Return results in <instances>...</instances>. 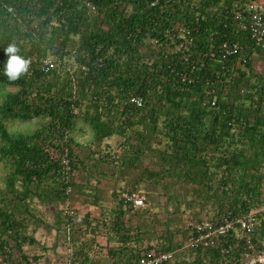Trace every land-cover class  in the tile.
I'll return each mask as SVG.
<instances>
[{
	"label": "trees",
	"instance_id": "trees-1",
	"mask_svg": "<svg viewBox=\"0 0 264 264\" xmlns=\"http://www.w3.org/2000/svg\"><path fill=\"white\" fill-rule=\"evenodd\" d=\"M247 1L0 0V67L12 42L31 60L17 81L0 71V163L10 170L0 188V264H39L25 252L38 243L28 235L38 201L56 207L66 238L90 226L76 205L98 198L103 166L131 176L113 188L118 216L105 225L123 245L135 244L126 252L132 264L149 251L174 252L175 264L184 256L203 264L241 259L246 246L236 232L220 240L227 255L184 248L201 214L222 222L264 206V66L255 63L264 48L243 29L248 19H236ZM224 42L240 43L228 60L219 52ZM52 56L57 68L42 70ZM36 120L41 127L30 134L7 125ZM83 133L101 150L81 157ZM142 189L152 206L127 226L135 208L126 196ZM197 204L190 231L176 230ZM145 217L158 222L155 230ZM258 220L253 241L264 251V214Z\"/></svg>",
	"mask_w": 264,
	"mask_h": 264
},
{
	"label": "crops",
	"instance_id": "crops-1",
	"mask_svg": "<svg viewBox=\"0 0 264 264\" xmlns=\"http://www.w3.org/2000/svg\"><path fill=\"white\" fill-rule=\"evenodd\" d=\"M260 51L262 54L255 55V63L258 62V68L264 66V49ZM104 167H99L104 174L102 176L98 174L102 184H99V189L94 191L98 198L94 200V203L85 202L76 205L81 220L87 219L91 225L79 227L72 235V239L66 238L64 229L57 224L62 216L57 212L54 205L43 204L39 201L33 204L34 210L30 212L35 217L29 223L28 235L38 243L25 247L30 263H34V257L38 256L39 264H132V260L126 252L129 251L127 249H132L135 244L131 242L123 245L116 238L115 228L105 225L111 224L118 216L119 200L113 196V188L118 184L124 185L128 180L130 181L131 176L129 173H119L114 166H109L111 172ZM92 183L95 184V181L93 180ZM108 190L110 191L108 195L101 194ZM84 192L89 193L87 190ZM85 200L88 199L85 198ZM142 210L143 208L134 209V213H127L124 216L127 226L134 224V222L136 225L139 223L140 217L138 215ZM155 212L158 213V210L155 209ZM144 221L150 225L151 230H155L152 228L158 224V222L152 224L153 220L150 217H145ZM112 231L114 235L110 237ZM154 244L152 240L145 238V246H153ZM15 257L18 259L19 256ZM179 261L184 264H203L187 256L179 258ZM206 262L207 260L204 261V264Z\"/></svg>",
	"mask_w": 264,
	"mask_h": 264
},
{
	"label": "built area",
	"instance_id": "built-area-1",
	"mask_svg": "<svg viewBox=\"0 0 264 264\" xmlns=\"http://www.w3.org/2000/svg\"><path fill=\"white\" fill-rule=\"evenodd\" d=\"M248 20H247V19ZM236 19H246L247 23L243 24V29L249 32V35L257 47L264 48V0H248L242 9L237 13ZM240 50V43L224 42L219 52L223 60H228ZM59 65V58H47L42 62V70L51 71ZM182 82L192 83L193 80L187 75L182 76ZM131 103L137 107L143 105L142 99L134 98ZM215 104V103H213ZM73 191L72 186H67L66 194L70 195ZM127 203L131 204L135 209L144 208L146 198L139 193H131L126 196ZM71 203H67V211L74 216V211L69 209ZM264 214V206L251 211L246 216L237 220L225 219L222 222H213L207 219L193 225V232L186 243L184 249L208 251L213 249H221L224 255L229 254V250L221 248L220 240L227 238L233 232L239 233L245 241V250L240 260L225 261L222 263H206V264H264V251L258 250L254 244L253 236L258 225V217ZM176 253L174 252H156L149 251L145 253L137 264H175Z\"/></svg>",
	"mask_w": 264,
	"mask_h": 264
},
{
	"label": "rangeland",
	"instance_id": "rangeland-1",
	"mask_svg": "<svg viewBox=\"0 0 264 264\" xmlns=\"http://www.w3.org/2000/svg\"><path fill=\"white\" fill-rule=\"evenodd\" d=\"M52 57H56V56H52ZM67 61V60H66ZM66 64H69L67 65L65 68V70H67L68 68H72L70 67L72 64H73V61L72 60H69L68 59V62ZM62 70H64V68H62ZM73 71H75L73 69ZM79 74V73H78ZM6 91L7 92H14L16 91V88L15 87H7L6 88ZM2 98L0 99V102H1ZM8 128L9 130L12 132V133H24V134H30V133H33L35 132L37 129H39L41 126V121L40 120H36L34 122H27V123H23V122H20V121H10L8 122ZM81 125V124H80ZM90 136H88L87 134L83 133L81 134L80 136H78V140L80 141L81 145L83 144V149L80 150L81 152V157H86L90 151L92 150H96V152H98V150H101L96 144H93V143H90V141L88 140ZM115 143V139L110 141L111 144H114ZM93 152V151H92ZM107 171L111 172V168L109 166H105L104 167ZM10 170H9V167L6 165V162H3V163H0V188L3 189V191L5 190L4 188H6L7 186V176L9 174ZM82 175V174H81ZM84 176L82 175L81 179H83ZM80 180V178H79ZM110 191L108 190L107 192H102L101 194L102 195H108ZM137 193H139L140 195H143L145 198H146V204H145V207L144 208H150L152 206L151 204V200H149V194H147V192L142 189L141 191H138ZM179 194H184L186 197L189 195L186 191L184 190H179ZM173 195L176 197V188H175V191L173 192ZM183 195V196H184ZM188 198L190 199V196H188ZM167 200L163 197L162 199H160V205H161V208H162V211L163 213L165 212V209H164V205L166 204ZM64 205H62L60 207V209L62 207H64ZM67 206V205H66ZM198 204L196 205V208H194L192 210V213L191 214H187L185 216H183L182 219V222L183 224L180 225V223L178 221H176V230H184V232L188 233V231H190V229L188 230V227L190 223L189 220L193 219L195 217V213L197 212L198 210ZM209 208V207H208ZM208 210H210V214H211V211H212V208L210 207ZM165 215V213H164ZM207 215L204 213V214H201L199 218H201L202 220H205L207 219L206 217ZM198 219V218H196ZM180 226V227H179ZM183 232V231H182ZM263 244H264V240L262 241Z\"/></svg>",
	"mask_w": 264,
	"mask_h": 264
},
{
	"label": "clouds",
	"instance_id": "clouds-1",
	"mask_svg": "<svg viewBox=\"0 0 264 264\" xmlns=\"http://www.w3.org/2000/svg\"><path fill=\"white\" fill-rule=\"evenodd\" d=\"M4 51L7 59L3 66L0 67V71L9 81H17L29 73L31 60L21 54V50L15 42L9 43Z\"/></svg>",
	"mask_w": 264,
	"mask_h": 264
}]
</instances>
